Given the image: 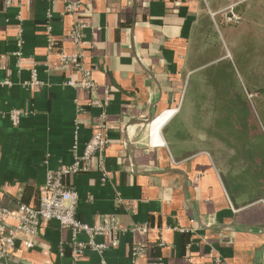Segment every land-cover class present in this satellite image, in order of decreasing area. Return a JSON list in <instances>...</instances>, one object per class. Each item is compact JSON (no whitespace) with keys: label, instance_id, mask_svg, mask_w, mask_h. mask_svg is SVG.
Wrapping results in <instances>:
<instances>
[{"label":"crops","instance_id":"1","mask_svg":"<svg viewBox=\"0 0 264 264\" xmlns=\"http://www.w3.org/2000/svg\"><path fill=\"white\" fill-rule=\"evenodd\" d=\"M77 14L62 1L0 0V207H36L47 174L82 154L104 114L105 179L95 161L63 181L79 221L112 214L120 230L74 260L70 243L87 235L45 220L34 246L16 241L0 264H264V130L256 153L238 137L232 86L221 85L241 67L262 91L264 119V0H81ZM77 17L93 90L69 85L81 75L58 56L75 52ZM212 62L205 126L206 110L184 105L191 78L200 83ZM137 244L145 252L134 260Z\"/></svg>","mask_w":264,"mask_h":264},{"label":"built area","instance_id":"2","mask_svg":"<svg viewBox=\"0 0 264 264\" xmlns=\"http://www.w3.org/2000/svg\"><path fill=\"white\" fill-rule=\"evenodd\" d=\"M5 3H12L14 0H3ZM66 3V10L70 13L77 14V8L81 0L70 2L68 0H54ZM234 17V16H233ZM235 18V17H234ZM236 19V18H235ZM85 24L77 17L70 31V38L75 47V52L58 54L61 63L73 67L81 75L78 81H68V84L75 88L93 90L96 87L90 70L82 68L83 53L81 51L82 30ZM48 48L53 47L51 38L48 40ZM32 83H37L33 80ZM93 104L97 105L98 101L94 100ZM19 111L12 112L11 118L16 121ZM106 116L102 114L100 120L96 123L94 132L85 144L81 155L76 156L72 164L63 166L58 170L47 174L43 190L45 194L39 198L36 207L27 204H20L17 211H9L0 207V256L6 254L16 241L25 248L35 245L39 235L40 225L45 220H56L63 228L71 230L75 236L82 232L87 235L88 240L81 242L73 240L70 243V249L74 260L78 259L86 249H92L101 252L106 246L96 243L94 237L97 235L111 234L115 236L120 227L117 219L112 214L102 216L101 222L95 225H89L79 221L75 215L77 203V193L71 187L64 184V177L69 174L87 172L96 161V166L102 173L103 179L106 177L104 166V150L108 144ZM121 202V199L117 200ZM12 218L15 221L14 227L6 225L5 221ZM136 230L146 231V226H135ZM117 239L111 241V245H116ZM145 252L143 244H137L132 251V257L135 260ZM213 264H221V259L215 257Z\"/></svg>","mask_w":264,"mask_h":264},{"label":"rangeland","instance_id":"3","mask_svg":"<svg viewBox=\"0 0 264 264\" xmlns=\"http://www.w3.org/2000/svg\"><path fill=\"white\" fill-rule=\"evenodd\" d=\"M218 37L221 40V36L218 35ZM213 64L214 62L202 67L200 73H197L196 76H202L203 78L200 79V83L195 76L191 78L186 92V103L184 105L190 109H195L199 106L201 109H205V120H207L205 121V126H208V123H211L210 119L214 117L211 114L214 112L216 103V83L213 78L215 66ZM228 74H232L233 78L227 84L221 85H223L224 91H226L225 87H230V85L233 89V96L236 102L235 106H237L238 110L237 119L240 126L238 137L243 142L248 141V144L252 148L255 146V152L258 153L262 151L263 146L264 119L260 104L262 91L254 83V80L247 78L245 71L243 72L241 67L235 66L234 71L232 72V69H230ZM198 92L200 95L197 97ZM186 119L189 121V125H194L197 122L196 116H191Z\"/></svg>","mask_w":264,"mask_h":264},{"label":"bare ground","instance_id":"4","mask_svg":"<svg viewBox=\"0 0 264 264\" xmlns=\"http://www.w3.org/2000/svg\"><path fill=\"white\" fill-rule=\"evenodd\" d=\"M165 119H166L165 117H161L156 121V125H160Z\"/></svg>","mask_w":264,"mask_h":264}]
</instances>
